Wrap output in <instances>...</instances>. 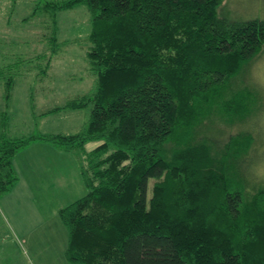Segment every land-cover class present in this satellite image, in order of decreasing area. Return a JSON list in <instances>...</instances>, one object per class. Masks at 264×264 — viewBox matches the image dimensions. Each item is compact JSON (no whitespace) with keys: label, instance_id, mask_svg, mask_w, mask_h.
Segmentation results:
<instances>
[{"label":"trees","instance_id":"trees-1","mask_svg":"<svg viewBox=\"0 0 264 264\" xmlns=\"http://www.w3.org/2000/svg\"><path fill=\"white\" fill-rule=\"evenodd\" d=\"M223 1H31L22 22L37 20L46 52L0 68L5 101L11 66L45 60L46 73L59 51L57 13L79 5L91 14L96 86L45 112L90 107L76 132L0 136V199L19 180L21 150L45 142L69 154L86 192L58 208L68 263L264 264V192L245 195L240 182L253 137L227 136L221 124L253 110L237 75L264 48V20L230 22Z\"/></svg>","mask_w":264,"mask_h":264},{"label":"rangeland","instance_id":"rangeland-1","mask_svg":"<svg viewBox=\"0 0 264 264\" xmlns=\"http://www.w3.org/2000/svg\"><path fill=\"white\" fill-rule=\"evenodd\" d=\"M31 1L17 0L15 8H12L9 0H0L1 3L3 2L0 7V40L5 49V60L9 63L17 61L18 57L35 56L46 52V44L39 39L45 30L35 19L27 23L22 22V19L28 15L26 11H32ZM219 8V16L230 22L264 20V0H224ZM3 17H6L4 21ZM56 26H58L59 51L52 57L46 73L39 72L41 64L46 65L45 60H32L29 64H17L10 68L9 74L14 77L13 85H16V93H19L20 89L23 90V82L42 80L41 95L32 94L30 103L20 101L17 109L13 106L17 111V115H13L15 124L18 126L22 119L25 121V124L18 128L20 136H27L33 132L74 133L88 119L90 107L77 110L65 108L59 112L45 114L56 107H62L66 101L81 96L96 86V76L88 69V59H86V52L90 47L88 35L92 27L91 14L86 5L58 12ZM237 76L238 81L244 80L243 86L247 87L245 88L247 92L243 91V95L247 98L244 102L253 110L241 122L235 120L236 123L228 124L222 120L221 124L226 135L249 132L253 137V152L249 154L248 164L249 178H242L243 181H240L244 194L251 195L260 190L264 192V48L254 60L243 65ZM27 104L30 111L42 114L36 117L32 125L27 124L25 119ZM203 133V136L209 139L216 137L215 134L209 135L210 128H205ZM47 179L49 183L52 182L51 177ZM68 182L72 187L67 194L57 198L46 197V199L37 196L35 202L38 208L37 214L34 213L32 216L24 211L18 222L8 217L11 222H8V225L14 226L13 233L8 231L10 251L12 260L16 259L18 264L19 262L20 264L66 263L63 251L67 245V231L58 220L57 214L53 216V210L68 205L86 192L84 185H78L76 179L69 177ZM46 185L44 183V186ZM28 217L31 221L26 219Z\"/></svg>","mask_w":264,"mask_h":264},{"label":"crops","instance_id":"crops-1","mask_svg":"<svg viewBox=\"0 0 264 264\" xmlns=\"http://www.w3.org/2000/svg\"><path fill=\"white\" fill-rule=\"evenodd\" d=\"M2 4L3 2H0V7ZM5 18L6 17H3V21ZM6 61L5 49L2 46V40H0V68H4L9 65V61ZM23 83L24 88L23 90L20 89L19 93L15 92L16 85H13L9 96L10 98L8 102H6L3 97L4 86L0 81V136L4 135L7 138L21 137L20 130H18V128L20 125L25 124V121L22 119L18 126L15 124L13 115H17V104L20 101L30 103L29 100L32 94L41 95L43 92L41 79L30 80L29 83L25 81ZM13 95L15 97L14 99ZM17 98H19V100ZM13 106L16 109L13 108ZM26 113L25 119L27 120L26 123L29 125H32V123L36 121L37 116L40 117V115H42L30 111L29 107L27 108ZM94 146L95 145L93 143H89L86 146V149L90 150ZM13 165L17 175L19 176V180L13 186L12 191L0 199V264H18L16 259L12 260L13 256L10 251V234L8 231L10 230L13 233L14 226L11 224L8 225V222L11 223L8 220V217L18 222L24 211L27 214H32V216L34 213L37 214L36 209L38 208L35 206L36 199H38L37 196L39 195L40 197H44L46 199V197L57 198V196L67 194L72 187L71 183H67L69 177L76 179L78 185H83V183H80L82 182L81 176L78 174L77 164L74 162L73 158L69 154H65L57 149H54L51 145L45 142H35L32 143L31 146L21 150V152L13 158ZM25 170L26 176H24ZM49 177H51L52 180L50 183L47 179ZM44 183L47 185L44 186ZM53 211L54 214H52L54 216L57 214L58 209H54ZM56 216L58 218V215ZM26 219L29 220V217ZM33 228H35L34 225ZM65 264L70 263L66 260Z\"/></svg>","mask_w":264,"mask_h":264}]
</instances>
